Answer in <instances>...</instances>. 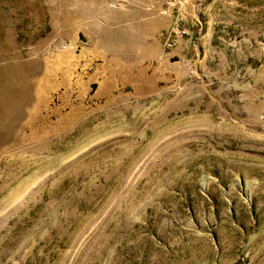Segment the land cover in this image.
Masks as SVG:
<instances>
[{"label":"rangeland","instance_id":"rangeland-1","mask_svg":"<svg viewBox=\"0 0 264 264\" xmlns=\"http://www.w3.org/2000/svg\"><path fill=\"white\" fill-rule=\"evenodd\" d=\"M0 264H264V0H0Z\"/></svg>","mask_w":264,"mask_h":264},{"label":"water","instance_id":"water-1","mask_svg":"<svg viewBox=\"0 0 264 264\" xmlns=\"http://www.w3.org/2000/svg\"><path fill=\"white\" fill-rule=\"evenodd\" d=\"M79 37H80L81 39H83V40L85 39L84 36L82 35V33H79Z\"/></svg>","mask_w":264,"mask_h":264}]
</instances>
